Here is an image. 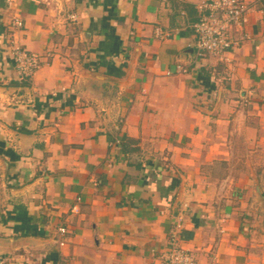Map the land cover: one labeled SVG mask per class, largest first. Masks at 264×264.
I'll return each instance as SVG.
<instances>
[{"label":"crops","instance_id":"0c3cea01","mask_svg":"<svg viewBox=\"0 0 264 264\" xmlns=\"http://www.w3.org/2000/svg\"><path fill=\"white\" fill-rule=\"evenodd\" d=\"M196 2L0 0V264H264V0L223 56Z\"/></svg>","mask_w":264,"mask_h":264},{"label":"built area","instance_id":"2783aa9c","mask_svg":"<svg viewBox=\"0 0 264 264\" xmlns=\"http://www.w3.org/2000/svg\"><path fill=\"white\" fill-rule=\"evenodd\" d=\"M196 7L200 15L199 19L193 23V29L198 55L210 53L223 56L238 45L239 42L232 37V29L244 19L248 10L246 0H197ZM15 24L21 27L22 21L16 20ZM159 35L163 36L161 32ZM10 42L20 76L23 79L31 77L40 65L39 56L16 45L13 39ZM59 230L62 233L66 232L64 227ZM177 238V233L173 231L166 264H199L186 249L178 245Z\"/></svg>","mask_w":264,"mask_h":264},{"label":"trees","instance_id":"16d2710c","mask_svg":"<svg viewBox=\"0 0 264 264\" xmlns=\"http://www.w3.org/2000/svg\"><path fill=\"white\" fill-rule=\"evenodd\" d=\"M198 20V19H197ZM196 20V21H197ZM130 139L126 138L125 136L122 137V145L124 146Z\"/></svg>","mask_w":264,"mask_h":264}]
</instances>
